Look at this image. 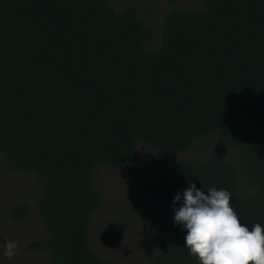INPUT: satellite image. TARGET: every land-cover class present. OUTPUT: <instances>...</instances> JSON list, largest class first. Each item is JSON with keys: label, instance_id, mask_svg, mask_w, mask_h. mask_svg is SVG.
Masks as SVG:
<instances>
[{"label": "trees", "instance_id": "trees-1", "mask_svg": "<svg viewBox=\"0 0 264 264\" xmlns=\"http://www.w3.org/2000/svg\"><path fill=\"white\" fill-rule=\"evenodd\" d=\"M200 1L144 28L134 6L110 0H0V154L42 186L46 237L27 250L51 264H113L87 244L105 204L93 178L127 163L138 142L181 154L216 137L204 161L137 180L127 214L140 217L149 264H199L174 226L190 183L226 189L241 223L264 227V0ZM29 214L26 203L9 210L15 222Z\"/></svg>", "mask_w": 264, "mask_h": 264}, {"label": "rangeland", "instance_id": "rangeland-1", "mask_svg": "<svg viewBox=\"0 0 264 264\" xmlns=\"http://www.w3.org/2000/svg\"><path fill=\"white\" fill-rule=\"evenodd\" d=\"M114 10L134 6L144 28L158 27L172 9L198 10L204 7L200 0H110ZM160 36L153 39L149 50L157 49ZM216 137L208 136L181 154H169L149 148L138 142L134 156L127 163L109 168L99 166L93 178V186L105 201L90 221L87 244L100 257L113 264H149L153 248L147 244L140 217L127 211L139 204L136 191L137 180L154 167L171 166L182 160L200 163L207 159L215 145ZM42 186L33 174L14 172L7 168L0 154V264H51L42 251H29L27 245L46 237L44 223L35 206V199ZM26 203L30 214L24 222H15L9 216L15 204ZM18 241L16 256L9 260L3 255L4 244Z\"/></svg>", "mask_w": 264, "mask_h": 264}, {"label": "clouds", "instance_id": "clouds-1", "mask_svg": "<svg viewBox=\"0 0 264 264\" xmlns=\"http://www.w3.org/2000/svg\"><path fill=\"white\" fill-rule=\"evenodd\" d=\"M231 193L210 187L207 192L190 183L183 191L182 205L174 211V226L187 232L184 246L199 264H264V227L260 223H241ZM181 201L177 193L172 203ZM18 241L9 240L3 255L9 260L17 254Z\"/></svg>", "mask_w": 264, "mask_h": 264}]
</instances>
